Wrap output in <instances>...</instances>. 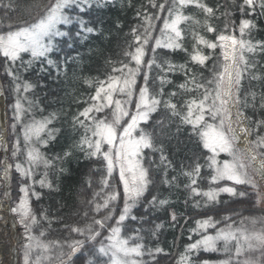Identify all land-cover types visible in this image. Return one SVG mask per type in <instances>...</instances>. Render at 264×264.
<instances>
[{"label":"snow or ice","instance_id":"snow-or-ice-1","mask_svg":"<svg viewBox=\"0 0 264 264\" xmlns=\"http://www.w3.org/2000/svg\"><path fill=\"white\" fill-rule=\"evenodd\" d=\"M103 2L107 3L108 0ZM231 2L242 17L238 26L235 19H229L235 16V12L230 9L221 12L222 5L219 4L213 8L204 0H163L159 4L157 0H149L151 8L158 11L151 13L143 7L137 10L136 16L141 23L131 29L132 41L123 53L124 59L106 61L112 67L105 79L84 81L89 87L94 83L96 86L94 94L84 101L87 106L72 116L73 131L82 130L74 147L83 152L85 158L101 162L103 174L99 183L102 187L93 192L92 198L87 200L88 208L83 212V216L90 222L83 227L70 228V234L81 238H70L63 242L46 241L44 230H40L38 234L34 232L42 220L48 221L44 213H41L38 219L32 210L30 197L39 199L40 194L34 188L37 183L41 188L53 187L47 178V170L53 168L54 163L41 148L46 147L49 140L54 138L53 130L48 126L55 115L24 122V116L31 112L32 102L23 94L29 93L33 85L23 80L20 73L29 70L36 63L41 65V69L46 63L50 67L55 66L59 71L60 63L51 59V55L61 52L63 47H73L75 42H82V38L86 39L89 34H97V29L90 26L91 22L85 20L82 14L94 5L101 6V0H37L27 8L26 16L14 24L9 23L7 30L0 33V58H3L5 74L11 78L12 91L16 94L15 103L11 106V128L17 136L11 145V157L17 162L13 165L6 159L0 160L3 165V175L0 179L3 180L5 189L10 188V173L14 168L22 180L31 182L21 184L19 200L15 206L10 207V213L17 217V223L23 229V264H42L44 261L48 264H76L77 261H80V264H159L158 257L161 254L166 255L161 247H148L140 236V229H135L131 235L125 234V221L137 220V217L132 215L133 209L145 197L150 185L155 183L149 169L144 166L146 149L160 153V166L164 168L162 183L171 187L178 182L179 175L186 177L188 183L184 187L193 196L205 197V207L216 203L220 193L237 195L236 188L231 186L201 191L197 187L203 168L199 158L195 159L190 168H184L182 165L178 176L168 178L171 162L165 154L164 145L157 144V140L163 137L171 139V123L175 117H179L180 124L191 127L190 137H196L197 145L210 154L204 159L212 173V184L229 181L233 185L251 186L254 190L258 188L253 174L264 179V136L258 135L255 140L249 141L251 147L247 152L238 149L235 145L239 137L234 123L242 134H252L253 129L242 123L241 117L245 114L241 105L255 110L257 93L250 91L242 99L240 92L246 76L255 81L262 79L255 73L257 64L252 57L264 54V41L253 42L252 39L246 38L250 37L256 24L254 20L243 17L264 16V0ZM190 7L199 10L203 16L202 22L192 15L185 14V10ZM162 12L165 15L161 16ZM221 18L225 22L223 28L218 30L213 20ZM161 20L162 25L157 32L156 22ZM190 21L197 29L215 34L213 40L201 34L199 30H192L194 43L190 61L206 67V61L211 59L219 48L222 62L219 64V70L217 65H213L212 75L208 79H204L202 74L200 79H197L195 73L188 76L190 70L186 65L179 66L188 76L186 82L179 87L187 92H200L199 98L190 99L183 105L186 112L182 113L171 99L163 98L162 86L170 81L163 76L158 77L161 88L157 93L152 92L149 81L154 66L163 71H174L177 68L170 61H166L165 69L164 65L157 62L156 53L158 49L187 52L183 46L185 29L181 25ZM119 26L118 24L117 27ZM237 30L239 36L235 34ZM149 49L152 58L146 60ZM204 49L209 50L208 54H205ZM63 63L66 64L67 60ZM141 76L143 84L138 83ZM169 95L175 96L176 93ZM259 98V108L264 109V91L260 93ZM232 107L237 109L235 119ZM161 108L168 114L167 120H157L152 131H147L142 125H148L153 114ZM245 118L249 123L252 122L251 117ZM261 125H264V120L256 121L257 128ZM179 130L180 126L177 125V132ZM0 147L4 148L5 152L8 151L3 136H0ZM221 154L227 158L221 161L218 159ZM21 155L24 156L22 162L19 161ZM193 155L195 156V153ZM69 156L71 152L64 153V158ZM40 168L45 171L38 181L34 180L33 177ZM88 187H92L91 180L88 181ZM120 188L123 207L119 209L117 216L115 213L117 202L121 199ZM3 195L10 196V191L6 190ZM239 195L243 197L246 193L240 192ZM262 201L264 194L257 191L256 203ZM148 203L153 208L163 207L168 204V200L153 196ZM195 206L199 207V202ZM171 219L173 222L177 220L174 212ZM228 219L230 218L224 217L225 221ZM48 223L50 226L51 221ZM220 223L221 221L215 220L213 216L196 220L195 227L191 228L190 232L199 238L186 246L178 264H191L190 254L199 251H223L227 254L233 247L235 264H264V217H245L239 226L225 223L224 227H219ZM159 228L160 225H156V229ZM210 229L214 230V234L209 232ZM189 239H192L191 235ZM256 252L259 257L251 255ZM146 256L150 259L146 260ZM241 256L244 257L242 261L239 259ZM220 264H234L232 255L220 261Z\"/></svg>","mask_w":264,"mask_h":264},{"label":"trees","instance_id":"trees-1","mask_svg":"<svg viewBox=\"0 0 264 264\" xmlns=\"http://www.w3.org/2000/svg\"><path fill=\"white\" fill-rule=\"evenodd\" d=\"M37 0H0V33L7 30L9 23H16L22 17L26 16L27 8L36 3ZM163 0H157V4ZM209 6L215 8L218 4L222 5L220 11L230 9L235 12V16L229 19H235L237 22L242 18L239 12L233 8L231 0H204ZM240 0H237L239 3ZM6 5H10L6 7ZM147 9L151 13H155L158 9H152L149 0H108L104 3L101 0V6H93L87 9L82 15L85 20L90 21V26L97 29V34H89L86 39L82 38V42L77 41L71 48L63 47V50L58 53H53L51 59L60 63L59 71L55 66H48L46 63L41 69V65L36 63L27 71H21L22 79L30 82L33 85L32 90L23 94L28 100L32 102L31 112L24 116V122L27 123L32 119L40 120L50 115H55L52 123L48 126L53 130V139H50L46 147H42L41 151L54 163V167L48 169V180L51 181L52 189L41 188L34 186L38 192L39 199L30 197V204L33 212L40 218L41 213L46 214L48 221H51L49 226L48 221L42 220L39 227L34 229L35 234L40 230H44L46 241L59 240L63 242L70 238H81L76 234H70L72 226L83 227L90 220L83 216V212L88 208L87 200L92 198L93 192L99 191L102 185L99 183L103 174V169L100 161L90 160L85 158L84 153L79 151L74 145L79 141L81 131H73L72 116L78 110H82L87 106L84 101L95 92V83L92 87L85 84L86 79L96 81L98 79H105L107 74L111 72L112 65L106 61H120L124 59L123 53L127 46L132 41L131 29L141 23L137 18L136 13L138 9ZM185 14L192 15L196 19L203 21V16L199 10L189 8L185 10ZM165 13H161V16ZM254 20L256 28L252 30L250 38L255 41H264V16L243 17ZM224 19L213 20L217 29H222ZM157 32L162 20L157 21ZM120 25L117 27V25ZM185 29V39L183 41V50L168 51L158 49L156 53V60L158 63L164 65L167 69L166 61H170L176 65L174 71H163L160 68L153 67L150 72L149 87L153 93L159 92L161 88L158 77H165L168 83L163 84L164 99H171V101L178 106V110L186 112L183 107L187 101L193 98H199L200 92H187L179 87L184 84L195 73L197 79H208L212 75L213 65L222 62L220 57V50H215V55L206 61V67H201L193 64L190 61V53L192 52V45L194 40L192 38V30L201 31L209 39H215V34H209L203 29H197L193 22H188L181 25ZM239 36L238 30L235 33ZM205 54L209 50L204 49ZM25 55V59H27ZM71 58V59H69ZM152 58V53L149 49L146 60ZM257 64L255 73L260 75L262 79L259 81L251 80L246 76L242 81V90L240 96L243 99L245 94L250 91L257 93L256 109L252 107H243L244 117H251V123L246 119V125L253 129L250 135L251 140H255L257 136H264V125L259 128L256 126V121L264 120V109L259 108L260 93L264 91V54H257L252 57ZM67 60V63H63ZM180 65H186L189 69L188 76L185 75V70L180 68ZM118 66V65H117ZM138 83L143 84V77L138 78ZM0 84L2 90V100L5 107L6 115V144L8 151L6 152V160L13 164L17 161L11 157V145L17 138L13 133L11 124L13 123L12 105L15 103L16 94L12 91V82L5 74L3 65V58H0ZM175 92V96H170V93ZM249 100L251 98L249 97ZM79 101V102H77ZM90 103V101H89ZM27 107V103H25ZM134 107V106H133ZM168 114L161 108L157 113L153 114L152 120L148 125H142L147 131H152L153 126L157 120L162 118L167 120ZM177 125L180 126L177 132ZM171 139L163 137L157 140V144L164 145L165 154L171 162L168 168V178L178 176L181 172V166L190 168L194 165L195 159L199 158L203 165L201 177L198 180L197 187L201 191H207L209 188L225 187L222 184H212L211 170L205 164V156L210 155L200 148L196 143V137H190L191 127L180 124L179 117L172 118ZM19 126L17 127V133ZM47 139V136H45ZM21 145L23 144L22 137ZM65 152H71V156L64 158ZM195 153V156L193 155ZM60 157L61 159H57ZM160 153L145 150L144 166L149 169L151 178L155 181L150 185L149 191L146 192L145 197L141 199L138 206L133 209L132 215L137 217V220L131 219L125 221V234L131 235L135 229H140V236L144 243L151 248L161 247L165 254L158 257L159 264H178L182 254L185 253L186 246L199 237L190 232V229L195 227V221L198 219L213 216L215 220L221 221L219 227H224L225 223L239 226L240 222L245 217H258L260 211L256 207L255 193L247 186L234 185L237 195L232 196L227 193H220L216 203L205 207L206 198L203 196H193L190 191L184 187L188 183L186 177L179 175L178 182L171 187L162 183L164 176V168L160 166ZM24 156L19 157L22 162ZM61 168L63 171H61ZM43 170V171H42ZM44 169L40 168L38 173H44ZM39 174L37 178L41 177ZM118 180V176L116 175ZM36 179V178H35ZM91 180L92 187H88V181ZM29 184L30 181L22 180L14 168L11 171L10 180V199L11 207L19 200L21 193L19 187L21 184ZM121 199L117 202V212L123 207L122 188ZM240 192L246 193L241 197ZM156 196L158 199H167L168 204L163 207L153 208L149 205L152 197ZM199 202V207L195 205ZM175 213L177 220L175 222L171 219V214ZM91 216V213H89ZM227 216L230 219L224 220ZM114 223V221H112ZM247 223V221H245ZM156 225H160L156 229ZM210 233L214 234V230L210 229ZM155 233V235H153ZM192 239H189V236ZM235 249H231L230 253L218 252H204L199 251L196 254H190L191 264H203L207 261L208 264H220V261L229 258L232 255L235 264L236 257L234 256ZM149 260V257H145ZM243 260V256L239 258ZM23 264V262L21 263ZM76 264H80L77 261Z\"/></svg>","mask_w":264,"mask_h":264},{"label":"rangeland","instance_id":"rangeland-1","mask_svg":"<svg viewBox=\"0 0 264 264\" xmlns=\"http://www.w3.org/2000/svg\"><path fill=\"white\" fill-rule=\"evenodd\" d=\"M0 93H1V91H0ZM233 118L235 119V116H233ZM5 124H6V118H5V114H4V107L0 104V136L4 137V141H5L6 136H7V131L5 130ZM244 125L246 126V120H244ZM234 127H235V130H237V128L239 129V127H237L235 125V123H234ZM235 147L238 148V149H241L238 146V143H236ZM262 150H264V149H262ZM226 158L227 157L224 154H221L218 157V159H220L221 161L223 159H226ZM5 159H6V152H5L4 148L0 147V160H5ZM38 170H40V169H38ZM38 170H37L35 176L33 177V179L37 180V181L40 179L39 177L37 178V176L39 174H42V173H38ZM2 175H3V165L0 164V177H2ZM10 175H11V173H10ZM116 175L118 176V173ZM253 179L256 181V184H257L258 188L256 190H254L251 186H247V187H249L251 189V191L253 193H255L256 200H257V191L259 193H261V194H264V180L261 179L260 176L255 175V174H253ZM218 183L222 184V186L234 187V185L231 182H229V181H220ZM1 184L3 185V187L0 188V232H4V230L8 232L7 225H6L5 221L7 220V218H9V221H11V223L14 226L15 233L11 237L10 241L7 242V244H8L9 247H14L15 248L16 257H15V261H14L15 263L14 264H21L22 263L21 246H22L23 243H25V240L23 238V229L17 223V217L10 213V207H11L10 196L5 197L3 195V193L6 190L9 191V188L5 189L4 182H3L2 179H0V185ZM34 186H39V184L37 183ZM244 186H246V185H244ZM255 205L258 208V210L260 211V214H259V216L257 218L264 217V201H262L259 204L255 203ZM2 211H5L6 214H4ZM257 227H259V225H257ZM65 251H67V249H65ZM251 255L254 256V257H259V253L258 252L252 253ZM33 259H35V256H33ZM243 259H244V257H243ZM0 264H4V261L1 258H0ZM42 264H48V262L44 261V262H42Z\"/></svg>","mask_w":264,"mask_h":264},{"label":"bare ground","instance_id":"bare-ground-1","mask_svg":"<svg viewBox=\"0 0 264 264\" xmlns=\"http://www.w3.org/2000/svg\"><path fill=\"white\" fill-rule=\"evenodd\" d=\"M236 107H232V113L233 116L236 115ZM242 123L244 125V119L241 117ZM236 134L239 137L238 139V146L245 152H247L250 149L249 145V139L248 135L242 134L240 132V129L237 128ZM4 214L5 211H2ZM7 225V231L4 230V232H0V258L4 261V264H14L15 262V248L14 247H9L7 242L10 241L11 237L15 233V229L11 221H9V218L5 221Z\"/></svg>","mask_w":264,"mask_h":264},{"label":"water","instance_id":"water-1","mask_svg":"<svg viewBox=\"0 0 264 264\" xmlns=\"http://www.w3.org/2000/svg\"><path fill=\"white\" fill-rule=\"evenodd\" d=\"M262 179V178H261ZM264 180V179H263ZM2 187V185H0V188Z\"/></svg>","mask_w":264,"mask_h":264}]
</instances>
